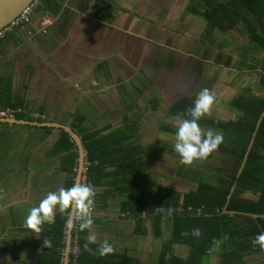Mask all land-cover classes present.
<instances>
[{"label":"trees","instance_id":"16d2710c","mask_svg":"<svg viewBox=\"0 0 264 264\" xmlns=\"http://www.w3.org/2000/svg\"><path fill=\"white\" fill-rule=\"evenodd\" d=\"M64 1L40 0L35 9L55 17L53 26L58 34H67L75 16V11L71 9V5H74L72 0H67L63 8ZM200 1L203 8L196 4L193 5L194 11L201 14L210 27V36L215 31L225 35L239 27L247 35L241 47L243 57L251 51L262 52L259 57H254L258 64L246 65L260 69L258 84L264 89V0ZM87 3L88 0H84L80 4L84 6ZM54 27L53 31L56 30ZM31 30L14 27L0 40V46L7 42H21ZM222 46L220 44L219 48ZM223 57L224 53L218 52L216 60ZM231 57L228 56L227 65ZM12 89L11 79L0 74V110L21 108L15 116L34 120L35 117L23 111V103L18 104L14 100ZM262 93L256 95L248 86V89L237 94L230 102V107L237 115L235 119L201 116L199 125L222 133L223 142L218 149L225 152L226 159L223 160L228 169L216 175V182L204 177L196 178V186L185 192L167 184L149 186L144 161L149 146L141 139L138 112L126 116L123 123L116 127L111 123L94 125L84 113L76 112L70 126L82 137L87 152L82 183L90 184L96 193L93 212H90L93 220L91 227L102 221L98 210L106 207L108 199L121 196L119 212L124 213L122 217L133 222L135 235H146L151 230L153 237L161 240L165 227L169 234L162 241L155 261H146L126 248H113L111 253L100 256L96 251L98 243L89 244L90 250L85 249L89 229L80 230L79 222L75 220L70 264H208L216 246L220 248L218 264H260L257 260L247 258L263 254L261 256L264 259V250L251 243L255 234L264 231V91ZM193 100L184 96L174 102L169 110L171 116L190 118L186 111L192 106ZM157 101L155 96L152 97V103ZM38 120L44 121L41 118ZM161 128L165 132H175V127L167 123L162 124ZM36 129L44 130L47 135L53 128ZM46 157L51 160L58 158L55 170L61 174L57 179H61V186L67 188L74 184L78 150L68 132L59 129L57 140L46 150ZM177 172L192 177L182 169ZM46 178L48 174L44 181L40 175L33 176L32 186L43 189L45 184L51 185L49 179L46 183ZM36 192L38 198L34 204L44 196L39 190ZM197 208L201 209L198 214L195 213ZM65 219V215L56 212L54 223L41 226V232L37 233L39 239L35 242L42 252L31 264H63L67 227ZM13 223H16L15 219ZM193 229H199V234L194 235ZM45 238L50 242L48 247L43 245ZM175 247L185 248V254L175 251ZM0 264H3L2 260Z\"/></svg>","mask_w":264,"mask_h":264},{"label":"rangeland","instance_id":"374dc122","mask_svg":"<svg viewBox=\"0 0 264 264\" xmlns=\"http://www.w3.org/2000/svg\"><path fill=\"white\" fill-rule=\"evenodd\" d=\"M152 9L154 8L152 7ZM152 12L154 13V11ZM197 19L199 22L195 21L193 29L191 27L192 34L199 42L195 49L192 46L187 49L180 47L175 52L176 65L163 67L162 64L158 71H156V67L152 65L151 61L144 60V53L137 51L138 44L147 48L148 42L151 41L149 38L152 37H147L146 32L142 30L144 25H140V22L137 26L132 25V21L135 20L134 17L129 23H126L125 20V28L130 27V34L122 35L121 32L117 31L112 39L115 43L113 47L116 70H123L125 68L123 65H126V63L132 65V67L127 66L126 76L120 75L117 77L120 89L116 93L110 89H105L107 93H104V90H99L97 93L91 94L88 99L83 97V103L79 105L80 110L77 106L76 109L73 106L74 102L71 101L64 102L60 107V113L65 118H69L73 112L78 111L84 113L90 122L95 123L94 125L101 126L102 123L108 122L113 127L123 123L126 116H132L133 113L138 112L140 115L141 139L145 145L149 146L144 161L146 180L151 187L167 184L181 192H185L196 186V178L204 177L216 182V175L222 174L228 169L225 166L226 161L223 160L226 159L225 152L223 153L218 148L204 160H193L190 164L181 163L179 155L172 149L174 132H165L161 128L164 123L171 126L175 125L176 121L169 111L174 102L184 96L195 99L202 88H207L214 96L208 116L228 120L237 118L235 111L230 107L231 100L237 94L248 89V86L256 95H261L264 91L261 85L258 84L261 76L260 69H254L246 65L248 63L252 66L256 65L257 62L254 57H259L262 52L251 51V53H245L244 57L241 53V47L247 40L246 32L238 27L225 35L221 34L220 31H215L210 36L211 29L207 26L206 21L201 17H197ZM122 23V19L114 22L116 27L122 25ZM38 26L41 25L38 24ZM178 29L181 30L182 28L178 27ZM133 33H139L143 38L134 36ZM153 39L155 40V38ZM227 43L229 44L225 45ZM220 44H223L221 49L219 48ZM221 51L224 53V57L221 60H216L218 52ZM230 55L232 56L231 61L227 65L226 60ZM154 68L155 72L152 75ZM193 77V86L190 85L188 89L187 82H191ZM124 79L126 80L123 81ZM257 85L258 87H256ZM65 96L73 98L74 94L73 96L71 94ZM154 96L158 99L156 103L151 102ZM199 126L202 132L209 130L202 125ZM53 131L58 132L57 129H53ZM45 150L46 147H44ZM44 156V153L38 147L34 148L32 153L33 166H37L36 164L40 161L46 162ZM38 165H41V163H38ZM47 165L48 167L44 168V172L48 174L51 185L45 184L43 189L35 186L28 188L27 191L25 190L29 194L25 196L28 198L27 200L31 201L38 198L36 190L45 195L48 191L61 187V179L57 181L61 174L55 170L56 158L52 159L50 164ZM33 169L36 170V168ZM179 169L192 175V177L180 175L177 172ZM48 179L46 183H48ZM120 198L121 196H113L108 199V205L106 206L108 213L106 214L110 218L119 214ZM25 215L20 217L17 214V219H12V215L8 211H3L0 214V260L3 264H31L39 258L42 252L35 242L39 239L38 234L21 227L24 226ZM123 218L122 215L113 218L115 223L101 233L103 240H108L115 247L125 246L130 252L138 254L146 261H155L162 247V241L169 234L166 227L164 238L161 240L154 238L151 230L146 235H135L132 229L133 224L130 226L129 219ZM14 219H16V223H13ZM219 249V246L213 249L207 261L208 264H218ZM174 250L183 254L186 252L185 248L182 247H175ZM261 255L263 254L250 256L247 259L257 260L261 264L264 263Z\"/></svg>","mask_w":264,"mask_h":264},{"label":"crops","instance_id":"0c3cea01","mask_svg":"<svg viewBox=\"0 0 264 264\" xmlns=\"http://www.w3.org/2000/svg\"><path fill=\"white\" fill-rule=\"evenodd\" d=\"M83 1L72 0L74 5H71V9L75 11V16L67 34H58V30L53 26L54 16L35 10L32 13V24L24 27L32 29L31 34L25 35L21 42H7L0 46V74L11 79L14 100L18 104L22 102L25 107L23 111L35 117L34 120H26L41 121L38 120L41 118L44 121L70 125L78 111L65 118L60 113L64 102H74L73 106L76 108L82 105L83 97L88 99L99 90L107 93L105 89H110L116 93L120 89L117 77L126 76L127 66L132 65L126 63L123 70H116L113 47L115 43L112 39L117 31L122 35L130 34V27L125 28V20L129 23L134 17L132 25L137 26L140 22V25H144L142 30L146 32L147 37H152L149 38L151 41L148 42L147 48L138 44L137 51L144 53V60L151 61L156 71L162 64L163 67L176 65L175 52L180 47L187 49L192 46L195 49L199 43L192 34L191 27L193 29L195 21L199 22L197 17L203 18L193 7L197 4L202 9L203 3L200 0H88V3L82 6L80 3ZM120 19L123 23L116 27L114 22ZM45 20H51L52 23L41 27L42 21ZM52 26L56 30L53 31ZM177 26L182 29L179 30ZM42 28L44 29L41 30ZM133 35L143 38L139 33ZM154 72L155 68L152 75ZM187 88L189 89L188 86ZM67 94L74 96L67 98ZM16 109L17 112L22 110ZM14 116L15 114L8 118ZM36 127L44 126L0 121V214L8 211L12 219H17V214L22 217L27 213L29 206L34 205V199L29 201L25 197L29 195L25 190L32 187L33 176L40 175L42 180H45L47 173L44 168L52 161L46 157V150L59 136L60 128L51 127L58 132L52 129L45 135L44 130ZM36 147L44 153L46 162L40 161L38 163L41 165L37 163V166H33L32 153ZM56 161L58 163L57 157ZM106 213V207L98 210L102 221L91 227L98 241L104 239L101 233L115 223L113 218L124 216L119 212L110 218ZM129 221L131 226L133 222Z\"/></svg>","mask_w":264,"mask_h":264},{"label":"clouds","instance_id":"9594fccd","mask_svg":"<svg viewBox=\"0 0 264 264\" xmlns=\"http://www.w3.org/2000/svg\"><path fill=\"white\" fill-rule=\"evenodd\" d=\"M213 101V94L207 88H202L193 100L192 106L186 111V115L190 118L179 116L173 118L176 123L172 149L179 155L181 163L190 164L193 160H204L223 142L222 133L213 132L211 129L202 132L198 124L201 116L209 114ZM95 195L93 187L84 183L50 190L38 203L28 208L23 221L24 226L34 233H39L43 224L54 223L55 214L59 212L65 215V223L69 229L73 226V220L79 222L80 230L89 229L85 238L87 241L84 245L85 249H88L89 244L98 243L96 249L98 254L100 256L109 254L113 251L112 245L106 239L97 242L96 233L91 230L93 220L90 211L94 206ZM193 234L198 235L199 229H193ZM251 243L264 250V231L255 234ZM43 245L46 247L50 245L47 238L43 240Z\"/></svg>","mask_w":264,"mask_h":264},{"label":"water","instance_id":"95a60500","mask_svg":"<svg viewBox=\"0 0 264 264\" xmlns=\"http://www.w3.org/2000/svg\"><path fill=\"white\" fill-rule=\"evenodd\" d=\"M34 0H0V29L7 26L13 22L22 11L27 8ZM3 122H15L22 124H35L37 126L44 127H56L64 129L70 134L72 139L75 141L78 150V165L76 168V175L74 178V184H81L84 179V172L86 170L87 163V152L84 147L82 137L69 125L66 123H61L57 121H30L26 119H20L17 117H6L0 118ZM73 216L75 212H72ZM75 220H73V226L69 229L66 227V243L63 256V264H70V252L72 250V232L74 229Z\"/></svg>","mask_w":264,"mask_h":264},{"label":"built area","instance_id":"2783aa9c","mask_svg":"<svg viewBox=\"0 0 264 264\" xmlns=\"http://www.w3.org/2000/svg\"><path fill=\"white\" fill-rule=\"evenodd\" d=\"M40 3V0H34L33 3H31L27 8H25L22 13L10 24L0 29V40L4 38V36L7 34V32L11 31L14 27H25L27 24H32V13L35 11L36 7ZM43 26L46 27L48 23H52L51 20H45L42 21ZM42 28L41 30H43ZM32 31H28V34H31ZM18 109L14 108H8L0 111V117H9L13 116L15 112H17ZM189 210H191V207H188ZM201 209L197 208L195 210V213H200ZM90 212H93V209H91Z\"/></svg>","mask_w":264,"mask_h":264},{"label":"flooded vegetation","instance_id":"af4514ba","mask_svg":"<svg viewBox=\"0 0 264 264\" xmlns=\"http://www.w3.org/2000/svg\"><path fill=\"white\" fill-rule=\"evenodd\" d=\"M192 80H191V82L190 81H188L187 82V84H188V87H190V85H192L193 84V82H194V77L193 78H191Z\"/></svg>","mask_w":264,"mask_h":264}]
</instances>
